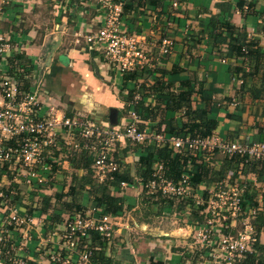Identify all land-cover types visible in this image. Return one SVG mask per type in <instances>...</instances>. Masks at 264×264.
<instances>
[{
	"label": "built area",
	"instance_id": "1",
	"mask_svg": "<svg viewBox=\"0 0 264 264\" xmlns=\"http://www.w3.org/2000/svg\"><path fill=\"white\" fill-rule=\"evenodd\" d=\"M36 1L0 0V20L11 23V31L20 21L26 4H35ZM17 6L22 7L21 11L14 10ZM171 6L178 8L179 0H171ZM104 7V25L89 33L79 32L78 39H85L100 51L110 68L119 75L135 69L154 68L156 57L145 46L146 34H130L122 28L123 0H104ZM13 11L15 13L12 16ZM156 18L154 16L152 20ZM165 27H171V21L157 30L160 56L170 53L174 45L170 34L173 31H162ZM21 49L13 42L11 33L0 31L1 187L13 181L19 186H27L29 190L39 191L52 179L49 159H60V156L53 157L52 154L45 156V152L52 148L60 150L63 146L96 152L93 177L99 183L114 180L115 174L121 172L122 161L116 156L119 142L129 141L141 145L144 154L147 153L148 143H152L156 148L168 146L175 153L204 156L205 161H209L216 152L229 159L242 158L237 166V175L235 170H231L222 181L203 182L197 188L191 184L189 167L175 181L167 175L164 163L155 158L149 178H139L138 182L148 195H156L157 199L186 202L185 209L190 213L192 209L206 205L201 211L205 214L203 222L189 221L188 217L183 220L194 237L189 250L194 253L203 251L202 255L205 256L200 264H240L247 253L257 252V245L262 246L264 253V222L259 229L254 225L256 217L261 210L264 211L261 201L264 175L259 179L257 171L252 169L253 163L264 162V138L255 141L246 136L228 139L217 131L208 137L182 135L167 132L165 126L160 130L142 129L139 126L142 118L134 109L135 102L141 99L140 92L134 95L131 104L125 106L129 121L124 124L104 126L85 114L64 115L50 103L51 96H48L47 108L43 110L45 106L41 105L40 97L47 91L42 79L34 75V84L27 89L28 77L21 76L24 70L8 62ZM222 62L227 60L222 59ZM149 99H152L151 95ZM237 105V100L233 99L231 106L235 108ZM246 184L250 185L251 193L257 194L258 205H252L249 201ZM129 185L127 181H121L111 191L123 190ZM14 194L15 191H11L8 197L4 191H0V264H26L18 254L12 253L13 248L6 249L5 243L12 239L14 232H23V236L27 237L30 226H34L37 221L34 215L29 216L21 207L8 203ZM6 212L8 216L3 214ZM122 218V213L106 215L96 207L71 214L58 229L60 245L50 251L49 264H92L93 232L110 244ZM41 222L42 218L38 220V223ZM94 249H100L99 245Z\"/></svg>",
	"mask_w": 264,
	"mask_h": 264
},
{
	"label": "crops",
	"instance_id": "2",
	"mask_svg": "<svg viewBox=\"0 0 264 264\" xmlns=\"http://www.w3.org/2000/svg\"><path fill=\"white\" fill-rule=\"evenodd\" d=\"M226 1L232 3L231 20L235 25L246 29L250 36L264 44V0H252V3L256 5L252 9L254 10L253 13L247 8L244 10L239 9L236 3L240 0H180V6L176 9L171 6V0H164L162 6L159 7L147 4L133 8L130 11L127 10L122 18V28L130 34H146L145 46L151 51L156 41L160 46L159 35L157 34L158 28L160 29L163 24L171 21V27H165L162 31H165V29L173 31L172 33L168 32L172 35L174 45L171 52L168 53L170 55L166 54L160 58L158 57V59L156 57V66H164L167 70H170L175 64V66L184 69H196L199 78L203 77L206 80L205 86L217 90V99L232 98L233 100L236 98L234 93L236 81L233 80L229 71L230 61L222 62L218 56L209 51L204 34H202L203 40L200 42H196V37L191 36L202 25L206 26L211 15L219 13L221 10L220 4H224ZM55 2L58 3L59 1L56 0ZM64 2L62 6L65 9H70L72 4L86 10L82 11L81 9L78 13H74L72 20H76L72 28H68L66 25L68 22L67 17L58 20L62 23L55 24L54 29L50 32V34L55 35L54 41L51 42L52 50L48 51L43 59L34 53L35 50L29 46V43L37 37V30L30 28L26 31L27 28L22 23L24 15L34 11L41 4V0H37L35 4H26L27 6L24 7L26 9L21 12L23 14H21L20 21L16 26H13L11 31V23H8L6 32L11 33L13 42L22 47L18 55L25 54L28 63L31 65L29 72L24 71L22 74L28 77L30 82V85L26 88L28 89L34 84V75H36V77L42 79V85L47 91L40 97L41 105L45 106H42L43 110L47 108L48 96H51L50 103L55 105L64 115L85 114L94 118L101 125H112L109 119L110 108L115 107L118 109V124L127 123L129 118L124 116L125 103L127 105L133 102L132 98L127 100V97L132 91L138 93L141 84H153L154 77L148 75L138 76L124 85V77L129 72L123 75L117 74L110 68L109 63L100 51L87 43L85 39H78L79 32L89 33L104 25L106 14L104 0H96L95 3L91 4L87 0H65ZM58 4L55 5L56 8L61 7ZM89 7H91V10H88ZM21 8L17 6L14 10L21 11ZM90 12L91 14L86 16V13ZM13 13L15 12L13 11ZM154 16L157 17L155 21L152 20ZM176 24L180 27L178 26L175 29L173 26L176 27ZM19 26L20 28H18ZM2 31L4 32V30ZM188 36H191L192 39L187 40ZM45 37L47 38V34ZM168 56H172L171 60L167 59ZM39 59L42 60L39 61ZM9 64L11 63L9 62ZM156 66L149 68V70H154ZM169 79H171L170 76L167 77V80ZM177 86L178 83L176 82L174 87L177 88ZM151 97L150 100L147 96L146 101L154 105L156 96L151 95ZM237 102L238 105L235 108L230 105L228 110L246 118L250 111L247 98L241 100V102L237 100ZM120 108L122 109L121 118L119 117ZM226 113V110L221 109L219 112L210 113L209 115L219 121L216 131L221 136L228 138L230 134H237L239 138L246 136L251 141H255L260 140L261 135H264V117L257 118L259 122H262L263 132H259L257 128L248 129L247 127H241L237 131L236 125L227 119ZM166 118H172L175 127H181L185 120L183 112L179 111H167ZM158 122V120L141 119L139 126L147 130H157L158 128L160 130L165 124L159 125ZM141 147V145L129 141L119 142L117 146L116 156L120 157L122 161L121 173H128L129 179L126 181L130 185L123 190L111 191L123 196L124 210L122 211L123 218L117 227L112 242L113 244L118 243L116 246H113L112 243L108 244L106 255L114 257L120 264H198L196 256L202 255V253L200 251L194 253L189 250L194 237L190 235L191 229L189 230L186 227L188 224L183 221L186 217L190 219L189 221H193L191 213L185 207H181L183 206L181 203L171 202L167 204L163 203L161 199L150 201L149 196L138 182V179L141 178L138 160L140 156L144 155ZM148 147L156 148L152 143H148ZM49 162L50 164L55 162L60 165V168L52 177V182L49 185L47 183V187L44 189V186L43 190L41 189L42 192L29 190L24 185L20 193L23 195L29 193L38 198L43 195L66 194L68 192L71 174L74 169L66 158L62 162L55 159H49ZM77 174L81 176L85 174V170H77ZM53 190L55 192L51 194L50 191ZM66 200L69 201L70 197H66ZM23 202L19 205H22L20 209L24 211L27 205H25L26 200ZM148 203L152 206V212L149 214H147V211L151 208ZM81 204L86 208V211L93 208V202L87 192L83 193ZM174 206H180V209L176 208L173 211ZM153 207L156 211L153 210ZM167 208H171L174 215H181L178 220H182L183 223L173 221L172 224L163 226L157 218L161 217V213L163 214ZM53 210L54 215L61 214L63 217H68L62 209L54 208ZM50 213L51 211L47 214L34 211L32 215L35 216L37 221L34 226H30L27 237L23 236V232H14L12 236V240H15L18 235L16 241L21 238L26 239L28 248L21 251V253L18 252V255L27 258L26 261L28 262L26 264H31L29 261H32L33 264H49L50 251H44L43 249L46 246L42 248L41 245L46 244L45 239L51 241L52 236L46 234V230L44 233L39 234V230H42L41 226H43L41 223L44 220L41 223H38V220L40 218L47 219L48 224H53L50 220ZM127 213H130L129 216ZM61 226L60 222L55 224V231L53 232L56 233L52 237V241H57L58 245H60L59 232L56 230L61 229ZM36 234L39 238H36ZM116 238L118 239L117 242L114 241Z\"/></svg>",
	"mask_w": 264,
	"mask_h": 264
},
{
	"label": "trees",
	"instance_id": "3",
	"mask_svg": "<svg viewBox=\"0 0 264 264\" xmlns=\"http://www.w3.org/2000/svg\"><path fill=\"white\" fill-rule=\"evenodd\" d=\"M117 1L120 0H113V2ZM123 2L122 18L127 10L130 11L133 8L142 7L147 4L159 7L162 6L164 0H123ZM231 5L232 3L230 1L220 4V12L212 14L209 23L206 26L202 25L191 36L196 37V42H200L203 40L202 34H204L209 51L221 60L226 59L230 61L229 71L233 80L236 81L234 85L235 99L241 102V100L247 98V102L250 105L248 116L243 118L241 115L230 112L228 109L231 105L232 98L217 99V90L211 87L207 88L205 86L206 80L203 77L199 78L196 69H184L174 64L170 70L159 65L154 70H149V68L141 70L135 69L125 75L124 85L128 81L136 79L138 76L148 75L154 77L153 84H141L139 86L138 92L142 96L139 101L135 102L134 109L142 119L158 120V124H165L166 131L170 133L208 137L219 126V121L211 118L209 116L210 113L219 112L221 109H224L227 111V119L236 125L237 131L241 127H247L248 129L257 128L259 132H263L262 122H259L257 118L264 117V44L260 40L250 36L246 29L235 25L231 20ZM236 6L243 10L247 7V10H251V13H253L254 10L252 9L256 5L252 3V0H240L236 3ZM191 36H188L186 39L191 40ZM18 54L9 58V62L13 66L29 72L31 65L28 63L26 55ZM189 56L191 57L190 54ZM171 58L172 56H168L167 59L171 60ZM168 76L171 79L167 80ZM240 80L242 82L238 83ZM176 82L178 83L177 88L174 87ZM29 85V80H26V86ZM134 93L137 92H130L127 100L133 99ZM150 95L156 96L154 105L146 101V97ZM195 97L196 99H194ZM167 111L183 112L185 120L181 127H175L173 125V119L166 118ZM228 137L230 139L239 138L237 134H230ZM263 138L264 135H261L260 140ZM146 152L138 160L140 163L141 179L146 180L149 178L153 160L158 158L164 163L167 175L175 181L179 180L183 170L189 167L192 174L191 184L196 188L203 182L214 183L222 181L231 170H235V175H237V166L242 160V158L238 157L229 159L216 152L209 161H205L204 156L197 157L189 153H175L168 146L162 148L147 147ZM45 154V156H49V154H52L53 157L60 156V162L66 158L68 163H70L74 170L71 174L69 189L66 194L55 193L54 195H43L39 196L36 202H31L30 204L26 202L25 205L27 207L25 211L27 215L31 216L34 211H39L40 214H47L51 211L50 220L61 223V214L54 215L52 208H55L57 204L60 207L59 209H62L68 216L76 212H85L86 208L81 204L83 193L85 192H87L92 200L93 207L100 208L103 214L115 216L122 213L124 210V198L121 194L112 193L111 188L120 185L121 181L128 180L129 175L127 172H118L115 174L114 180H106L103 183H99L93 177V163L96 157L95 151L90 152L83 148L76 150L69 146H63L60 150L52 148V150H48ZM51 165V177H53L60 168V165L55 162ZM252 165V169L257 171L258 177L261 179L264 175V162H255ZM80 169H84L85 174L78 176L77 170ZM2 173L3 170L0 169V182L2 180ZM52 179L48 182V185L52 182ZM20 190L22 189L19 184L13 181L3 187L0 186V191H4L8 197L11 191H15L14 197L11 200L15 204L24 203L25 196L20 193ZM246 195L252 205H258L256 200L257 194L251 193L250 185L247 184ZM148 196L150 201L160 200L157 199L156 195ZM66 197H70V200L67 201ZM161 201L167 204L173 202L170 199H161ZM261 201L264 206V194L262 195ZM180 203L183 205L181 207L186 206V202ZM205 207L206 205L199 209L191 210V218L194 222H203L205 220V214L201 212ZM176 208L180 209V206ZM263 222L264 211L261 210L254 220V225L259 229ZM93 241L92 264H120L114 257L106 255L108 243L106 240H102L97 232H93ZM96 245H99L100 249L95 250L94 247ZM256 247L257 252L247 253L240 264H264L263 248L259 245ZM29 263L33 264L32 261H29Z\"/></svg>",
	"mask_w": 264,
	"mask_h": 264
},
{
	"label": "rangeland",
	"instance_id": "4",
	"mask_svg": "<svg viewBox=\"0 0 264 264\" xmlns=\"http://www.w3.org/2000/svg\"><path fill=\"white\" fill-rule=\"evenodd\" d=\"M55 1L56 0H41V4L39 6H37V8L34 11H32V12L24 15V17H23V20L24 21L22 20L23 26L25 28H27L26 31H28V29L30 30V28H33V29H36L37 30V32H38L37 37L32 42L29 43V46L32 49H34L35 50L34 53H36L42 59L46 56V54H47L48 51H51L52 50L51 49L52 48V43L51 42L54 41L53 39H54V36L55 35L50 34V32L54 29V25L55 24H57L58 22L59 23H62V22H60L58 20H61V18H63V17H67V21L68 22H67L66 25L68 26V28H72V25L75 23V20H76V19L74 21L72 20V17L74 15V13H78L79 10L81 11V9H82V11H85L86 10V9L80 8L78 5L74 6L72 4H71L72 7L70 9L69 8L65 9L62 6V5H64V3H65L64 1L65 0H58L59 1L58 2L59 4L56 3ZM95 1L96 0H87V2L90 3V4L91 3H95ZM57 4L60 5L61 7L56 8L55 5H57ZM88 10H91V7H89ZM92 10H94V9L92 8ZM12 14H14V13H12ZM89 14H91V12L88 13V14L86 13V16H89ZM160 25H162V24H160ZM178 26L179 25L176 24V27L174 25L173 28L176 29V28H178ZM7 27H8V22L7 21H1L0 20V30H4V32H6L7 31L6 30ZM18 28H20V26ZM46 34H47V38L45 37ZM43 39L45 41H42ZM158 44L159 43L156 41L155 42V45L153 46V48L150 51V53L152 54V52H153L152 56L159 57L160 58L161 57L160 54H159V47L160 46ZM42 59H39V61L42 60ZM125 106H126V103H125ZM121 111H122V109L120 108L119 109V117L120 118H121ZM124 116L126 118L129 116V113L127 112V110H124ZM228 139H230V138L228 137ZM46 187L47 186H45L44 189ZM20 188L23 189L24 186L22 185V186H20ZM41 189L43 190V188H41ZM41 189L39 191L42 192ZM49 189H50V187H49ZM32 191H34V190H32ZM54 192H55V190L50 191L51 194H54ZM24 196H25V200H26V202L28 204H30L31 202L32 203L33 202H36V200H37V196H32V194H29V193H25ZM172 201L175 202L176 204H178L177 201H175V200H172ZM8 203L9 204H13V206L18 207V208L22 206V205H19L18 203L15 204L11 200ZM148 205H149V207L151 209H149L147 211V214H149V213L152 212V206H151V204L148 203ZM55 208H60V207L57 206V204H56V207ZM52 209H54V207ZM153 210L156 211V209H154V207H153ZM174 210H176V207L175 206L173 207V211ZM133 212H138V211H133ZM3 214L5 216H8V213L7 212L6 213H3ZM127 214L129 216L130 213H127ZM172 214L173 213H172L171 208H167L163 214L161 213V215H160L161 217H159L157 219L161 222V224L163 226H165L166 224H172L173 221H178L179 223L180 222L183 223L182 220L181 221L178 220V218L181 215H178V214H175V215L173 214L172 215ZM66 217L67 216H65V217L61 216V223H60V225H62V223L65 221ZM42 220H44L41 223V224H43V226H41L42 227V230H39V234L44 233L45 230H46V234H48V235L51 234V236L54 237V235H53L54 232L53 231H55L54 230V226L57 223V221L56 222L53 221V224H51V223L48 224L47 223L48 222L47 219H42ZM31 230H33V229H31ZM56 231H58V229ZM36 235H37L36 238H39L38 237V234H36ZM16 237H15V240L14 239L13 240L11 239V240L7 241L5 244H6V249L13 248L12 249V253L15 252L16 254H19V253H21V251H24L26 248H28V246L26 244V239H24V238L22 239L21 238V239H19V240L16 241ZM21 237H22V235H21ZM52 237H51V241H47L45 239L46 244L41 245L42 248H44V246H46V248L43 249L44 251H54L59 246L57 241H55V242L52 241V239H53ZM117 240L118 239L116 238V240H114V241L117 242ZM117 243H114V244L112 243V244H113V246L114 245L116 246ZM201 253H203V251ZM20 258L24 262H26V263L28 262V261H26L27 258H24L22 256H20ZM196 260H197L198 264H200L201 261L205 260V256L204 255H198V256H196Z\"/></svg>",
	"mask_w": 264,
	"mask_h": 264
},
{
	"label": "water",
	"instance_id": "5",
	"mask_svg": "<svg viewBox=\"0 0 264 264\" xmlns=\"http://www.w3.org/2000/svg\"><path fill=\"white\" fill-rule=\"evenodd\" d=\"M109 119L112 125L118 124V109L115 107L110 108Z\"/></svg>",
	"mask_w": 264,
	"mask_h": 264
}]
</instances>
